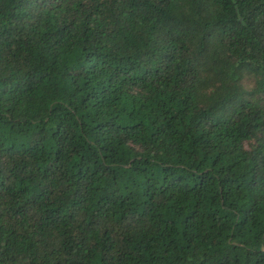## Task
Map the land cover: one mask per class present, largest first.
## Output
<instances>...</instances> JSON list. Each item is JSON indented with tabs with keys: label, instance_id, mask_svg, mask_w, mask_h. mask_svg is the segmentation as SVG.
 <instances>
[{
	"label": "trees",
	"instance_id": "1",
	"mask_svg": "<svg viewBox=\"0 0 264 264\" xmlns=\"http://www.w3.org/2000/svg\"><path fill=\"white\" fill-rule=\"evenodd\" d=\"M0 264H264V0H0Z\"/></svg>",
	"mask_w": 264,
	"mask_h": 264
}]
</instances>
